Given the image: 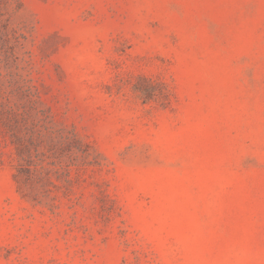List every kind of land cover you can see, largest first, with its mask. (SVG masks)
I'll use <instances>...</instances> for the list:
<instances>
[{"label":"rangeland","instance_id":"1","mask_svg":"<svg viewBox=\"0 0 264 264\" xmlns=\"http://www.w3.org/2000/svg\"><path fill=\"white\" fill-rule=\"evenodd\" d=\"M0 264H264V0H0Z\"/></svg>","mask_w":264,"mask_h":264}]
</instances>
